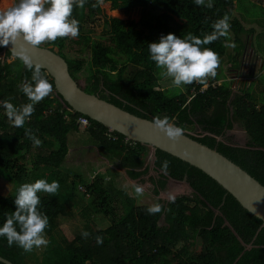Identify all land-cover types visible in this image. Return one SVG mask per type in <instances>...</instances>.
I'll return each mask as SVG.
<instances>
[{"label": "trees", "instance_id": "obj_1", "mask_svg": "<svg viewBox=\"0 0 264 264\" xmlns=\"http://www.w3.org/2000/svg\"><path fill=\"white\" fill-rule=\"evenodd\" d=\"M109 1L113 9L127 13L142 9V17L135 22L102 15L101 35L94 37L84 33V29L100 18L101 7L93 8L96 0H87L83 9L75 7L73 11V16L79 20V36L58 38L54 43L42 45L58 49L77 81L78 74L90 66L87 86L83 88L90 95L138 116L150 119L166 116L184 129L197 122L204 132L200 135L188 132L191 136L240 164L264 186V91L258 106L251 92L254 80L249 86L247 80L243 81L235 93L232 89L234 80L212 87L213 81H217L216 76L206 85L194 82L182 86L181 94L171 98L166 87L174 86L169 78L159 76L160 70L150 59L148 50L150 43L158 42L161 35L169 33L183 37L191 32L202 38L212 32L214 21L228 14L230 37H222L204 47L214 49L224 64L223 58L228 50L224 47L225 42L235 43L239 57L246 40L261 59L263 71L264 49L256 48V39L262 30L259 21L244 19L238 11V0H213L210 9L196 5L194 0ZM3 52L6 57L0 62V101L7 99L19 107L30 102L21 88L23 83L31 82L32 72L19 59L9 63L12 55L0 45V53ZM232 61L236 60L232 58ZM234 67L232 62L225 66L229 79L238 75L237 69L235 72L230 70ZM41 71L53 84V92L35 105V111L24 127H15L0 106V176L5 174L12 183H24L31 171L59 169L69 152L68 135L79 131L77 119L85 116L75 112L57 94L54 79ZM204 86L209 88L201 93ZM89 120L86 130L90 136L127 168L130 178H140L155 170L160 178L152 177L151 180L158 192L172 180H186L194 197L181 196L175 202L160 199L157 203L165 210L150 215L147 212L150 205H135L130 197L125 196L123 212L117 217L103 180L98 178L90 183L84 180V197L90 198L91 206L85 209L84 215L103 214L110 217L111 224L104 229H91L87 238L81 233L72 240L58 242L53 233L58 228L59 217L68 213L67 204L74 202L73 193L65 195L63 200L38 193L41 198L39 209L49 217L45 232L52 235L43 263L264 264V223L250 214L216 180L161 149L155 151L153 164L147 165L151 150L148 145L129 144L123 135L100 122ZM236 123L246 129L248 139L245 145L226 135ZM27 128H31L42 141L40 146H34L25 135ZM221 136L223 138H219ZM31 152L32 161L27 165L23 159ZM164 160L170 162L167 175L161 170ZM75 189L74 181L71 190ZM16 195L6 196L0 192V227L7 215L16 210ZM56 196L60 197V194ZM98 236L103 238L102 244L97 243ZM0 256L14 264H27L25 251L16 245L9 246L6 237H0Z\"/></svg>", "mask_w": 264, "mask_h": 264}, {"label": "clouds", "instance_id": "obj_2", "mask_svg": "<svg viewBox=\"0 0 264 264\" xmlns=\"http://www.w3.org/2000/svg\"><path fill=\"white\" fill-rule=\"evenodd\" d=\"M86 2L87 0H18L14 6L0 11V45L8 46L11 43L12 54L32 72L31 82L23 83L21 88L29 103L17 107L7 99L0 101L8 120L15 127H24L34 113L35 105L53 92V84L42 73V65L34 63L32 52L44 43H54L58 38L78 37L79 20L73 16V11L75 7L83 9ZM103 3L104 0H96L92 7L102 6ZM194 3L209 9L213 7V0H194ZM229 21V15L225 14L213 22L212 32L202 38L191 32L183 37L174 33L161 35L158 42L148 45L150 59L160 70V75L169 78L174 87L180 88L194 82L206 85L210 78L214 79L217 76L221 58L214 49L204 45H209L222 37L229 38ZM224 47H235V43L225 42ZM254 56L260 59L256 54ZM248 65L250 69L245 68L248 70L245 76L254 80L255 62L252 61ZM223 82L229 81L224 79ZM152 123L172 141H179L184 136V128L177 126L166 116L163 118L155 116ZM25 135L34 146L42 144L31 128L25 129ZM169 164L167 160L162 162L161 170L165 175L168 174ZM124 187L127 191L128 185ZM59 188L58 181L48 182L46 179H37L35 182L20 185L15 196L16 210L7 215L6 221L0 227V237H6L9 246L16 245L26 252L46 247L50 243L45 232L49 225V217L39 209L41 198L38 193L54 196ZM144 192V186L133 184L132 191L128 194L131 196L134 193L135 197L139 198ZM168 199L175 202L176 197L170 194ZM164 210L163 205L159 203L147 208L150 215ZM89 235L87 231L82 232L85 238ZM96 239L98 244L103 243L102 237L98 236Z\"/></svg>", "mask_w": 264, "mask_h": 264}, {"label": "rangeland", "instance_id": "obj_3", "mask_svg": "<svg viewBox=\"0 0 264 264\" xmlns=\"http://www.w3.org/2000/svg\"><path fill=\"white\" fill-rule=\"evenodd\" d=\"M15 3L16 0H0V5H5V8L0 11L14 6ZM100 7V18H98V20L94 23L87 24L84 29V33H88L94 37L101 35V30L103 28L102 15L111 18H118L124 21L134 20L135 22H138L140 17H142V9H136L130 13L124 12L120 9L115 10L112 8V3L109 0H104L103 5ZM237 7L240 14L243 15V18L248 22H252L256 19L262 25L260 35L256 39V48L261 50L264 49V0H238ZM245 45L246 46L244 50L241 51L239 57L235 52V47H228L227 54L223 58L224 64L220 63L217 70L216 82H220L219 84L221 85L223 84L222 82L224 79L225 81H230L228 78L229 76L226 75L225 66L228 65L229 62H232L235 64V67L230 70L235 72L237 69L236 73L241 76H236L239 78L235 80L234 83H237V85L240 86L241 81L245 80L242 75H247V72L250 69L245 70V64H250L254 61V67H256L254 77L256 78L251 86V92L254 96L256 104L260 106L262 93L264 91V70H261V60L254 56L255 52L250 46V43L245 40ZM232 58L236 61H232ZM14 61L15 59L13 57L8 59L9 63H13ZM90 71L91 68L88 65L86 70L77 76L78 83L82 88L87 86L86 78L88 77ZM159 76L164 78V76H161L160 74ZM251 79H247L248 86L253 81ZM216 82L213 81V84L217 85ZM232 86H234V84H232ZM166 89H168L167 95L171 98L178 97L181 94L180 88L169 86L166 87ZM234 89L235 93H237L239 88ZM80 129H82V131L69 133V152L59 169L53 172L51 170H47V172H44V170L36 172L31 171L30 175H28L24 180V183L35 182L37 179H46L48 182H52L53 180L58 181L60 184L58 191L60 197L56 196L58 193L54 195V197H57L60 200H63V197L65 198V195L68 193H73L74 202H69L67 204L68 213L59 217L58 220V228L55 230V238L58 242L72 240L76 235L81 234L84 231L90 232L91 229H104L111 224L109 216L103 214H92L91 216L84 215L85 209L91 207L90 198L88 196L84 197L83 189H86L82 183L84 180L86 183H90V181L98 178L103 180V185L106 186L109 191L108 194L111 197L110 202L112 203V207L115 209L117 217L123 212L125 196L130 197L135 205H152L157 203L160 199L169 201L168 197L170 194L175 195L176 198L181 196H187L190 198L194 197V192L186 183V180H172L171 183L164 190H160L159 193L151 180L152 177L157 179L160 178L159 173L155 170L140 178H130L127 175V168L123 167L117 158L110 155L100 144L96 143L94 138L90 136L86 129ZM184 130L194 135H200L204 132L197 122L188 124ZM226 135L231 136L242 145L247 143L248 135L246 133V129L239 123H236L234 128L228 130ZM219 138H223V136ZM154 153V151L150 150L147 165L153 164L155 156ZM32 154V152L31 154L29 153V155L26 156V159H23L25 164L30 165L32 161ZM31 168L32 167L29 166V170H31ZM49 172H51V174H49ZM74 181L76 183V189L75 191H72L71 187L74 185ZM22 184L12 183V181H10L5 174L0 176V192L6 196H14L17 194L18 188ZM133 184L144 186L145 192L142 197L137 198L134 193L131 196L128 194L132 191ZM125 185H128L127 191L125 190ZM110 189H114V191H110ZM39 194L49 195L46 193ZM43 247L44 246H42V248ZM37 252L38 254H33L32 252L29 253L30 257L26 258L27 264H45L43 263L45 258L44 254L42 256L39 248H37Z\"/></svg>", "mask_w": 264, "mask_h": 264}, {"label": "water", "instance_id": "obj_4", "mask_svg": "<svg viewBox=\"0 0 264 264\" xmlns=\"http://www.w3.org/2000/svg\"><path fill=\"white\" fill-rule=\"evenodd\" d=\"M1 46L14 59H18L11 52V43ZM58 52L53 47L40 45L32 52L33 60L42 65L41 70L54 79L57 94L75 112L102 123L111 131L132 141L148 145L151 151L164 150L199 168L264 223V186L245 168L186 131L179 141H172L154 127L153 119L138 116L96 95L86 93L72 77L67 61ZM0 263L14 264L1 256Z\"/></svg>", "mask_w": 264, "mask_h": 264}, {"label": "built area", "instance_id": "obj_5", "mask_svg": "<svg viewBox=\"0 0 264 264\" xmlns=\"http://www.w3.org/2000/svg\"><path fill=\"white\" fill-rule=\"evenodd\" d=\"M1 54V53H0ZM5 61V57H4V55H0V62L2 63V62H4ZM245 68H250V65H248L247 63L245 64ZM241 77V76H240ZM242 77H244V79L245 80H242L241 81V83L243 82V81H246V79H247V77L245 76V74L244 75H242ZM239 77H235V78H232V80H237ZM217 83V85L216 84H212V87H216V86H220V82H216ZM241 83H240V86H238L237 85V83H234V86H232V89H234V88H239V87H241ZM209 88V86H206V87H203L202 89H201V93H204V92H206L207 91V89ZM234 91H235V89H234ZM77 123H78V125L80 126V128H87L89 125H90V120H89V118L87 117V116H80L78 119H77ZM125 142H128L129 144H134L135 142H132V141H129L127 138H125V140H124ZM85 190L83 189V192H84Z\"/></svg>", "mask_w": 264, "mask_h": 264}, {"label": "crops", "instance_id": "obj_6", "mask_svg": "<svg viewBox=\"0 0 264 264\" xmlns=\"http://www.w3.org/2000/svg\"><path fill=\"white\" fill-rule=\"evenodd\" d=\"M79 131H82V129H79ZM72 132H78V131H72ZM53 235H55V232L53 233ZM46 236H47V239L50 241V243L49 244H51V237H52V235H47L46 234ZM49 244L46 246V247H40L39 248V250L41 251V254H42V256H43V254L45 255V253H46V251H47V248L49 247ZM33 254H38V252H37V248H34L32 251H31ZM29 253L30 252H26L25 251V258L26 257H30V255H29Z\"/></svg>", "mask_w": 264, "mask_h": 264}, {"label": "bare ground", "instance_id": "obj_7", "mask_svg": "<svg viewBox=\"0 0 264 264\" xmlns=\"http://www.w3.org/2000/svg\"><path fill=\"white\" fill-rule=\"evenodd\" d=\"M2 6V7H1ZM5 5H0V10L4 9Z\"/></svg>", "mask_w": 264, "mask_h": 264}, {"label": "flooded vegetation", "instance_id": "obj_8", "mask_svg": "<svg viewBox=\"0 0 264 264\" xmlns=\"http://www.w3.org/2000/svg\"><path fill=\"white\" fill-rule=\"evenodd\" d=\"M0 55H4V57H6V56H5V52L1 53ZM9 59H10V58H9ZM254 70H255V68H254Z\"/></svg>", "mask_w": 264, "mask_h": 264}]
</instances>
